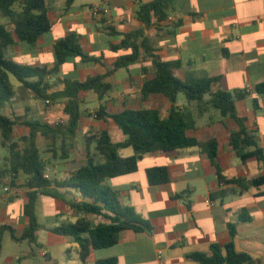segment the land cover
<instances>
[{
	"label": "crops",
	"instance_id": "1",
	"mask_svg": "<svg viewBox=\"0 0 264 264\" xmlns=\"http://www.w3.org/2000/svg\"><path fill=\"white\" fill-rule=\"evenodd\" d=\"M78 1L67 9L66 0H47L51 30L34 45L21 42L15 36V45L10 47L14 50L9 58L25 65L52 67L55 63L54 44L69 33H76L84 52L97 62L85 63L79 57L71 58L61 67L59 76L86 80L112 70L120 57L130 53L127 49L113 50L112 46L121 44L124 34L144 29L145 37L162 60L181 62L183 79L218 77L217 88L245 92L247 97L238 101L237 111L239 116L247 119L249 130L256 131L264 149V92L258 91L264 85V0H174L169 18L147 29L138 20L136 12L140 4L152 0ZM93 7H100L107 13L94 16L91 12ZM67 67L73 68L75 73ZM154 77L152 62L144 58L112 73L106 80L111 85L106 97L108 111L114 114L125 109L140 110L154 100L169 107V102L161 95L143 97V85ZM17 89L7 106L9 112L19 118L14 141L29 133L24 126L25 120L39 119L51 125L57 124L51 121L49 113L43 111L42 117H32L31 114L42 106L33 103L32 100L36 99L22 86H17ZM82 99L84 104L97 100L94 93H86ZM85 107L82 109H87V105ZM159 109L164 115L170 110ZM188 109L192 112L191 108ZM62 116L66 121L63 111ZM236 129L238 124L233 119H222L211 112L198 117L196 128L188 131L187 135L201 144L216 138L219 142L217 163L222 174L227 179L243 180L242 186L220 183L216 166L200 147L150 153L140 162L137 172L110 179L109 185L121 192L123 203L148 220L153 231H124L117 245L103 249L105 251L93 250L85 264H96L110 258H117V264H199L189 256L198 252L209 254L212 244L224 246L231 238L230 224L237 230L236 249L249 253L264 264V185L251 187L247 184L264 176V167L257 161L243 163L237 156L229 142L230 132ZM99 130H108L115 142L125 140L113 121L85 117L67 152L59 148V152L45 155L48 159L52 155L47 171L49 177L70 178L85 162V135ZM38 142L49 146L53 140L40 137ZM58 145L61 146V142ZM62 154L67 157L65 160H62ZM155 166L168 167V184L149 185L146 170ZM24 183L22 175L14 181L7 179L2 183L4 189L0 195V226L15 227L17 236H21L29 225L24 213L27 203ZM179 194L181 197L177 198ZM77 200L81 198L77 196ZM40 203L43 217L50 223L41 225L37 232L38 245L40 251L47 250L46 258L51 260L54 244L65 242L68 237L53 233L52 228L66 221L74 222L76 216L66 203L52 197L41 196L38 205ZM63 209L68 211L72 220L66 217ZM37 218L39 221L38 214ZM30 250L24 255L9 257L4 264H23L34 255L32 247ZM159 251H162L161 260Z\"/></svg>",
	"mask_w": 264,
	"mask_h": 264
},
{
	"label": "trees",
	"instance_id": "2",
	"mask_svg": "<svg viewBox=\"0 0 264 264\" xmlns=\"http://www.w3.org/2000/svg\"><path fill=\"white\" fill-rule=\"evenodd\" d=\"M76 0H66L69 9ZM174 9V0H152L140 4L136 16L150 28L156 22L169 18ZM50 8L47 0H0V15L9 18V22L0 25V141L9 150V156L0 158V182L7 179L14 181L18 175L25 177L27 203L24 213L29 225L21 236L13 226H0V253L3 249V237L9 232L13 241H29L39 247L37 232L41 224L37 218V206L41 196L52 197L66 203L74 212L76 221L62 223L52 228V232L74 237L78 243L79 259L86 263L93 250L106 249L120 242L121 233H151L153 225L140 216L136 210L123 203L119 190L111 187L110 179L135 173L140 162L150 153H166L181 149L200 147L208 154L217 168L220 183L238 184L243 180L227 179L217 163L219 142L216 138L199 143L188 137L187 132L196 128V119L206 113L215 112L222 119H233L238 129L231 131L229 142L243 163L257 161L264 167V149L261 147L255 130H249L247 119L239 116L238 101L247 94L240 90L233 92L217 88L220 78H186L180 75V61H165L156 54L151 41L145 37V30L124 34L123 41L113 50H130L128 55L120 57L113 69L106 74L88 77L86 80L60 77L61 67L71 58H81L85 63L97 62L86 54L80 37L69 33L54 44L55 63L52 67L30 66L19 63L7 56V51L15 45V36L24 43L34 45L38 39L52 28L49 17ZM142 58L152 62L155 77L142 87L144 98L152 94L161 95L169 102L170 110L164 115L159 108V101H152L148 107L140 110L125 109L119 113L108 111L106 97L111 85L107 77L118 69L132 66ZM14 76L21 86L47 106L61 101L66 121L51 125L39 119L25 120L24 126L29 133L13 141L18 119L7 106L15 97V88L10 77ZM264 92V85L258 88ZM94 93L98 107L91 112L82 109V96ZM183 94L191 108L178 104L179 95ZM255 101V106H257ZM198 117H197V116ZM93 117L97 121H113L123 133L125 140L115 142L108 130L92 131L84 137L85 162L68 179L45 175L52 163L44 153H56L60 148L67 152L71 143L78 136L81 120ZM40 137H51L53 143L43 150L39 145ZM21 142V144H20ZM61 142V146L58 143ZM68 142L69 147L66 145ZM132 148L134 155L121 157L120 149ZM67 150V151H66ZM62 160L67 157L61 155ZM52 158V157H51ZM146 178L151 186L165 185L170 182L167 166H155L146 170ZM251 187L264 185V176L247 182ZM69 194V196H68ZM77 196L81 198L77 200ZM181 194L177 195L180 198ZM90 217L101 219L93 226ZM230 240L224 246L212 244L210 253H193L189 259L199 264H262L249 253L236 249V226L230 224ZM117 258L99 260L96 264H117Z\"/></svg>",
	"mask_w": 264,
	"mask_h": 264
},
{
	"label": "rangeland",
	"instance_id": "3",
	"mask_svg": "<svg viewBox=\"0 0 264 264\" xmlns=\"http://www.w3.org/2000/svg\"><path fill=\"white\" fill-rule=\"evenodd\" d=\"M99 0H79L78 2H84V3H94L97 2ZM9 22V18H4L0 15V25H4L7 24ZM14 50L12 49H8L7 51V56L8 57H12L10 55L11 51ZM68 70H70L71 73H75L73 68L67 67ZM67 77V75L65 76ZM121 77V73L118 75V78ZM11 82L13 83L15 90L18 91L17 86H21V83L18 82V80L11 75L10 77ZM24 90V89H23ZM26 91V90H25ZM32 102L37 103L39 105H41V108H38L39 111L35 112L33 114H31L32 117H42V111L44 113H49L50 115V119L51 121H54L55 123L60 122L63 120V116H62V109H63V103L61 101H59L58 103H55L54 105H51L50 107L47 106L46 103L40 101V100H32ZM178 104L180 106H186L187 108H197L196 104H189L186 100V98L184 97L183 94L179 95V100H178ZM87 105V109L89 110H94L98 107V101L94 100L89 102L88 104H82V108H86L85 106ZM40 107V106H39ZM161 108H169L167 106H161ZM14 137H13V141H14ZM17 142H19V140H17ZM21 144V142H20ZM47 144L45 143H40V147L45 150L46 149ZM59 148L57 149V152H59ZM119 155L121 157H130L132 155H134V151L132 148H123L120 149L118 151ZM44 155H48L46 153H44ZM9 156V150L5 147L2 146L1 141H0V158L3 161L5 158H7ZM50 156L52 157V155L50 154ZM50 157V158H51ZM52 160V158H51ZM3 186L2 183L0 182V195L3 193ZM37 214L39 217V222L41 223V225L45 226V225H49L50 222H48L46 220V218L43 217V208H42V204L40 203L37 207ZM65 211V209H63ZM65 215L66 217H68L69 219L72 220V217H70L68 215V211H65ZM90 220L92 221L93 226H96L98 224H100L101 219L97 218V217H90ZM68 221H66L65 223H67ZM37 243H39L37 241ZM31 244V245H30ZM33 249L34 251V255L28 259L27 261H23V264H85L82 263L79 259V254L77 251L78 248V243L77 241L74 239V237H67L65 242L62 243H55L54 246L52 247V258L51 260H49L46 257H42L41 255H39V247L36 246V244L30 243L29 241H22V242H15L12 240L11 235L9 232H6L4 234L3 237V250L0 253V264H4L5 262H7L8 258L11 256H15V255H24L27 252L31 251L30 249ZM103 250V249H102ZM105 251V250H103ZM48 257V256H47Z\"/></svg>",
	"mask_w": 264,
	"mask_h": 264
},
{
	"label": "built area",
	"instance_id": "4",
	"mask_svg": "<svg viewBox=\"0 0 264 264\" xmlns=\"http://www.w3.org/2000/svg\"><path fill=\"white\" fill-rule=\"evenodd\" d=\"M91 12H92V14L94 15V16H101L103 13H107V11L106 10H103L102 8H100V7H93V8H91ZM247 91H249V88L247 89ZM47 178H49V175L48 174H46L45 175ZM40 255L42 256V257H47L48 256V252H47V250H41L40 251ZM158 258H159V260H161V258H162V251H159L158 252Z\"/></svg>",
	"mask_w": 264,
	"mask_h": 264
}]
</instances>
